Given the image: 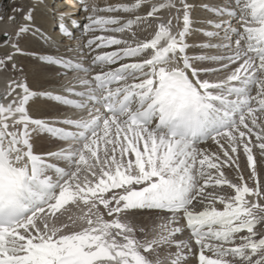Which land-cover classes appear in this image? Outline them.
I'll list each match as a JSON object with an SVG mask.
<instances>
[{
	"label": "snow or ice",
	"instance_id": "1",
	"mask_svg": "<svg viewBox=\"0 0 264 264\" xmlns=\"http://www.w3.org/2000/svg\"><path fill=\"white\" fill-rule=\"evenodd\" d=\"M0 264H264V0L0 10Z\"/></svg>",
	"mask_w": 264,
	"mask_h": 264
},
{
	"label": "bare ground",
	"instance_id": "2",
	"mask_svg": "<svg viewBox=\"0 0 264 264\" xmlns=\"http://www.w3.org/2000/svg\"><path fill=\"white\" fill-rule=\"evenodd\" d=\"M95 2L103 5L104 3L115 2V0H95ZM34 69L35 68L32 69V77H31V82L33 86L39 90L50 88L52 85H50L48 81L51 79V74L46 73L43 70L39 71L36 69L37 71H35Z\"/></svg>",
	"mask_w": 264,
	"mask_h": 264
},
{
	"label": "rangeland",
	"instance_id": "3",
	"mask_svg": "<svg viewBox=\"0 0 264 264\" xmlns=\"http://www.w3.org/2000/svg\"><path fill=\"white\" fill-rule=\"evenodd\" d=\"M18 2V0H0V10H10L11 7L14 6V4ZM19 2H22V0H19ZM204 37L201 35H196L195 37L192 38V40L190 42L193 43H201L204 41ZM35 71H37L36 69H34ZM42 71V70H39ZM44 73V72H43ZM46 146L43 142H42V147ZM145 220L148 219V217H144Z\"/></svg>",
	"mask_w": 264,
	"mask_h": 264
}]
</instances>
